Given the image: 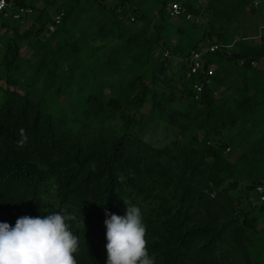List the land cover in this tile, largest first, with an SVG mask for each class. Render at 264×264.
<instances>
[{
	"label": "trees",
	"instance_id": "trees-1",
	"mask_svg": "<svg viewBox=\"0 0 264 264\" xmlns=\"http://www.w3.org/2000/svg\"><path fill=\"white\" fill-rule=\"evenodd\" d=\"M111 1L9 0L0 19V222L66 211L77 217L69 222L77 264H106V211L125 215V199L141 209L155 264L264 263V203L240 216L233 195L243 181L256 193L264 184V69L254 64L264 33L252 41L235 26L254 21L264 0H183L191 19L171 16L170 0ZM20 6L33 12L14 19ZM57 13L60 23L45 35ZM207 14L213 30L196 25ZM27 17L32 24L22 28ZM201 40L204 66L214 68L208 83L203 73L188 75ZM168 54L182 58L178 79ZM146 76L182 82L178 97L152 89ZM195 82L204 83L198 99ZM148 97L165 121L167 102L202 106L185 143L117 134L142 122ZM21 129L27 142L18 147ZM227 148L239 153L229 158Z\"/></svg>",
	"mask_w": 264,
	"mask_h": 264
},
{
	"label": "clouds",
	"instance_id": "clouds-1",
	"mask_svg": "<svg viewBox=\"0 0 264 264\" xmlns=\"http://www.w3.org/2000/svg\"><path fill=\"white\" fill-rule=\"evenodd\" d=\"M18 147H23L27 136L21 129ZM125 215L106 211V264H155L149 254L146 225L141 209L124 199ZM73 214L54 212L44 216H22L15 226L0 222V264H77L74 256L79 251V237L71 230ZM84 224V220L77 224Z\"/></svg>",
	"mask_w": 264,
	"mask_h": 264
},
{
	"label": "rangeland",
	"instance_id": "rangeland-1",
	"mask_svg": "<svg viewBox=\"0 0 264 264\" xmlns=\"http://www.w3.org/2000/svg\"><path fill=\"white\" fill-rule=\"evenodd\" d=\"M118 3V0H112L110 3H108L109 7H112V5H115ZM147 9H151V12H155V4L151 3ZM31 18V17H28ZM30 20V19H29ZM253 20V19H252ZM177 20L172 19V22H176ZM261 25L264 22L263 18H257L255 21L246 23L238 24L236 23L235 26L237 29L239 28L242 32L250 39L256 40L257 36L253 37V33L255 32L257 28L253 26L252 23ZM29 23V22H28ZM196 25L198 28L202 29H211L213 30L214 27L218 26V23H216V20L212 16V14L203 15L201 18L196 20ZM198 29V30H200ZM174 39V38H173ZM172 38L169 39L170 42H173ZM201 47L204 48L205 40H201L198 43ZM166 55V54H165ZM168 58L171 60L169 68V73L174 72L175 78L178 79L181 75H184L185 71L182 69H177L178 62L182 60L181 56L177 55H170L168 54ZM147 77V78H146ZM145 77V81L152 87V89L157 90L158 92H161L163 89H166L172 93L174 98L178 97L179 91L181 89V83L177 80H174L171 82V86L166 85L163 86V84L160 83H152L150 82V79L148 76ZM182 81V80H180ZM15 89V88H14ZM104 91L109 94V89L105 88ZM67 99L65 97H62L60 99V103H66ZM164 107V115L171 119V121H165L161 118H159L156 115L151 114L152 110V100L148 97L145 104L139 109L145 117L143 118L142 122L139 124H132L129 128L122 130V129H116L117 134H126L132 137H139L144 139L145 141L155 145V146H163L167 143H171L172 141H176L178 143H185L190 130L192 123L196 122L198 120V117L196 118L195 113L200 107L202 106H191L189 102H182L179 100H173L170 102H167L163 105ZM134 111V110H133ZM111 125L113 127H116L118 124L117 119H113L111 122ZM199 138H201V133L199 132ZM227 156L229 158H234L237 156L239 151H233V150H226ZM249 181H243L241 182L240 188L233 191L234 199L236 202V209L240 216L243 215L245 211H247L249 208L252 207H259L261 204L264 203V199H260V196H264V184L263 192H253V191H247L245 187ZM260 229H264V215L262 216V219L259 223ZM223 264H239L236 261H230V260H224ZM264 264V263H261Z\"/></svg>",
	"mask_w": 264,
	"mask_h": 264
},
{
	"label": "built area",
	"instance_id": "built-area-1",
	"mask_svg": "<svg viewBox=\"0 0 264 264\" xmlns=\"http://www.w3.org/2000/svg\"><path fill=\"white\" fill-rule=\"evenodd\" d=\"M212 0H192V4L197 6H205L207 3H209ZM170 14L173 17H179L185 15L186 19L193 18V15L190 12H187L185 10V7L183 6V0H170ZM256 3V1H255ZM10 9V2L9 0H0V19L8 13ZM32 8L26 7V6H20L14 11L11 12L12 17L17 20H22L24 16L31 14ZM62 13H57L53 17V22L49 24L48 31H45V35H48V33L52 32L55 29V26L60 23ZM1 48V43H0ZM217 48V45H211L209 47V51H214ZM205 49L201 46H198L197 48L193 49L189 56V71L188 75H196L198 73H203L205 82H210V77L214 74V68L212 66H208L205 68V59H204V53ZM203 82H195L193 84V88L195 90V99H198L202 90H203ZM227 151L230 150V148L226 149ZM257 190L259 192L263 191L262 186H258ZM260 199H264V196L261 195Z\"/></svg>",
	"mask_w": 264,
	"mask_h": 264
},
{
	"label": "crops",
	"instance_id": "crops-1",
	"mask_svg": "<svg viewBox=\"0 0 264 264\" xmlns=\"http://www.w3.org/2000/svg\"><path fill=\"white\" fill-rule=\"evenodd\" d=\"M261 10H262V12H260V15L258 17L264 19V3L261 4ZM254 17L255 16H253L252 19H254V21H255L258 17H256V18H254ZM32 19L33 18H28L27 17L25 20H23L21 22V27L22 28H25V27L30 26L32 24ZM252 24H253L254 27L257 28L256 30H254L255 32L253 33V37L257 36V39L256 40H258L259 39V35L262 34V33H264V22L261 25L255 24L254 22ZM248 39H250V38H248ZM253 39H250V40L256 41V40H253ZM21 51L22 52H25L26 51V47H23ZM254 64L257 66L258 69H264V57L261 58L260 61L255 62Z\"/></svg>",
	"mask_w": 264,
	"mask_h": 264
}]
</instances>
